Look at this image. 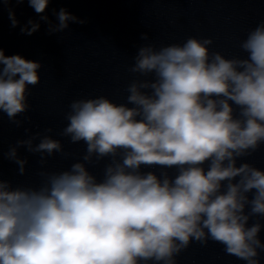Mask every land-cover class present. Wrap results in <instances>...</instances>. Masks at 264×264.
<instances>
[{
  "label": "clouds",
  "instance_id": "9594fccd",
  "mask_svg": "<svg viewBox=\"0 0 264 264\" xmlns=\"http://www.w3.org/2000/svg\"><path fill=\"white\" fill-rule=\"evenodd\" d=\"M27 3L50 35L69 22L86 23L64 8L53 10L52 23L43 15L50 0ZM9 20L18 26L12 9ZM28 25L21 32L29 36L40 28L33 20ZM212 44L190 36L140 46L130 71L145 79L128 85L127 103L106 96L70 103L61 135L84 143L80 160L67 170L40 171L37 186H13L0 173V264H177L193 242L209 241L246 264H261L264 170L237 160L264 145V21L240 42L245 57L228 58ZM41 67L0 48V113L17 127ZM21 147L39 154L42 167L56 153L69 155L60 140L37 132L3 154L19 175L27 164ZM105 158L98 180L89 166Z\"/></svg>",
  "mask_w": 264,
  "mask_h": 264
}]
</instances>
